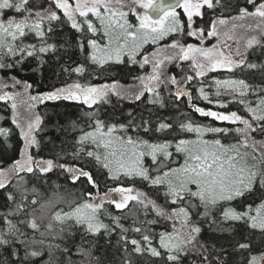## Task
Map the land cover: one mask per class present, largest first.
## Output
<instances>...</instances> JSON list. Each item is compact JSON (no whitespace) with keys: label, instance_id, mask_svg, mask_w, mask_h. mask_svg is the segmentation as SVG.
<instances>
[{"label":"snow or ice","instance_id":"6c2138e0","mask_svg":"<svg viewBox=\"0 0 264 264\" xmlns=\"http://www.w3.org/2000/svg\"><path fill=\"white\" fill-rule=\"evenodd\" d=\"M6 10L13 14L5 18ZM206 11L213 15L198 26L196 18L203 20ZM54 22H66L80 34L77 43L82 52L87 48L89 64L103 69L126 63L141 72L128 85L76 80L35 95L27 81L14 76L11 84L0 80V101L11 102V122L23 141L19 158L7 167L0 163V190L13 189L6 192L7 211L0 212V250L7 254L0 256V264H36L45 252L48 260L43 264H57V252L66 257L64 264H101L88 239L100 234L118 236L123 264H133L132 254H147L163 264H184L190 257L189 264H228L213 254L215 245L201 239L205 224L233 236L240 231L237 225L242 226L246 231L235 243L242 254L240 264H264V83L234 75L204 83L218 70L264 72V62L248 60L249 50L264 48V0H0V69L56 54L57 44L49 42ZM29 37L34 42H26ZM172 65L182 75L171 73ZM64 70L78 75L87 71L84 64ZM194 81L199 82L195 97L190 87ZM9 87L22 91L10 92ZM165 92L174 101L186 97L201 117L233 127L188 118L175 125L178 131L171 139H146L141 132L153 131L151 119L140 116L137 122L129 111L127 122H109L98 108L91 110L111 104L112 97L139 103L147 97V105L163 108ZM194 99L219 109L232 103L239 108L218 111ZM59 100L86 105L88 123L71 122L78 135L70 153L55 159L34 155L43 130V118L35 109ZM173 127L161 120L155 132ZM10 134L9 128L0 127L5 142ZM65 156L86 163H63ZM87 162L112 185L102 190ZM57 169L73 184L83 178L85 188L92 190L81 189L70 199L59 193L44 199L38 187H28L29 176L39 180ZM156 225H162L158 232ZM256 233L261 246L254 249ZM77 234L80 243L75 242Z\"/></svg>","mask_w":264,"mask_h":264},{"label":"trees","instance_id":"16d2710c","mask_svg":"<svg viewBox=\"0 0 264 264\" xmlns=\"http://www.w3.org/2000/svg\"><path fill=\"white\" fill-rule=\"evenodd\" d=\"M44 0H34V3L40 4ZM234 2V0H233ZM243 0H241V3ZM11 11L6 10L5 18L8 15H12ZM219 14V13H217ZM182 18L183 14L181 12ZM213 13L211 11H206V14L201 20L196 18L197 25L206 24L209 22V17ZM133 22H134V18ZM55 31L51 36L49 42L57 44L56 54H47L44 55L42 60L35 57L27 58L23 63L16 65L12 69H0V80H7L11 84L10 77H16L18 80L24 82L27 81L32 85V88L29 92L33 95L36 93H43L52 91L55 88L64 86L65 84H70L73 81L80 80L83 82H89L93 84H102L104 82H111L112 80H117L123 85H128L132 83V76L140 74L141 70L138 66H129L125 64H111L105 66L103 69L97 68L95 65L89 64L86 60L87 48L85 51H81L78 43L77 37L80 35L74 29H71L70 25L66 22H61L60 24L53 23ZM89 38L90 34H89ZM26 42H34L31 37L26 40ZM85 43L86 40L82 41ZM187 42H196L192 38H188ZM208 43V42H207ZM148 50L151 51L150 46ZM249 62L261 63L264 62V48L254 47L249 50L248 54ZM7 62V61H6ZM77 64H84L87 71L83 75H78L76 73L66 72L64 69L75 67ZM184 68L187 69V64L184 65ZM148 69H144L147 71ZM170 72L175 73L178 77L182 75L181 70L175 65L170 66ZM229 75H234L238 78H244L250 83H264V72L247 70L244 71L236 70L234 73H227L223 71H217L214 73H209L207 78H205L204 83H211L212 77L225 78ZM193 92V96H196L195 89L199 87V82L194 81L190 86ZM7 91H22V88H12L9 87ZM209 91L212 89L209 88ZM227 99V98H225ZM165 107L160 108L159 106L147 105V97L144 98L143 103L139 102H128L121 101L118 102L115 97H112L111 104H104L99 106H94L92 111L99 110L100 117L102 119L108 120L109 122H127L131 119L128 115L129 111L133 113L134 116L138 118L143 116L144 118L151 119L152 129L151 133H143L141 135L146 139H171L178 129L175 125L182 120L191 118L193 121L198 123H213L216 126L223 127H233L227 122H217L212 121L210 118L201 117L199 114L192 111L189 107L187 98L184 97L181 101H174L173 98H170L167 93H164ZM194 103L198 104L201 107L213 108V110L218 111H233L238 110L239 106L235 103L229 104L227 109H219L213 105H209L207 102L202 100H195ZM11 102L0 101V127H6L11 130L10 136L5 142L4 137H0V163L3 166L7 167L11 162L19 158L20 149L23 147V141L19 135V129L12 124V109L10 106ZM150 110V111H149ZM23 111V109H21ZM43 118L42 128L43 130L38 133V139L41 142V147L39 149H33V154L38 153L39 156L44 158H53L55 159L57 154H63L65 152L70 153L73 151V141L78 135V132H73L71 128L72 121H78L81 125H87L88 120L84 116V113L90 111L86 105L82 102L76 101H45L43 104L37 105L35 109ZM243 114V113H242ZM161 120H166L168 123L174 125L173 129L170 132L165 133H156L155 127L157 123ZM258 139L261 137H257ZM63 163H78L81 166L86 163L84 160L75 161L71 156H65L61 161ZM148 164L151 163L150 160L146 161ZM89 169L93 172L94 175L101 182V189L104 190L107 186L112 185V181H106L104 175L97 173L94 163L87 162ZM28 187L31 188L33 185L39 188L43 193V198L47 199L53 193H59L71 198V194L75 193L76 196H79V191L92 190L90 187L85 188L86 181L82 178L76 184H73L66 173H62L59 169L54 170L53 172L46 175V177H41L37 180L35 177L29 176ZM45 179L47 183H45ZM56 185L60 187L57 189ZM138 187H145L140 185L137 181ZM145 190H148L145 187ZM13 191L10 187L6 190H0V212L7 211L9 202L7 200L6 192ZM19 199V197H17ZM160 202H163L162 198H159ZM251 199V198H250ZM63 206V205H62ZM113 211H115L113 209ZM218 215V214H217ZM152 218V217H149ZM107 222V221H106ZM126 224L131 223V221H125ZM162 225H156L155 231H160ZM240 229L235 236L229 233H220L212 231L207 224L204 225V231L202 233L201 239L206 240L209 245H215L217 252H214V255H219L220 259H227L228 264H240L242 254L235 250V243L237 239L241 238V234L246 230L237 225ZM130 237L133 234H129ZM136 238H139L138 236ZM90 241L94 242V255L99 258L101 264H123L125 253L123 248L117 244L118 236L113 234L110 237H106L103 234H100L97 237H89ZM254 249L259 248V233H256L253 237ZM75 242L80 243V235L77 234L75 237ZM87 246V245H85ZM227 250V255L223 250ZM74 251V250H73ZM7 254L0 250V256H6ZM79 257L73 256V259H78ZM57 261V264H64L66 257L57 252L53 257ZM131 259L133 264H163L159 258L150 257L147 254L136 255L132 254ZM190 257L184 261V264H189ZM48 260L47 252L43 256V260L37 259L36 264H43V261Z\"/></svg>","mask_w":264,"mask_h":264},{"label":"rangeland","instance_id":"374dc122","mask_svg":"<svg viewBox=\"0 0 264 264\" xmlns=\"http://www.w3.org/2000/svg\"><path fill=\"white\" fill-rule=\"evenodd\" d=\"M215 42V40H212V41H210V42H208V43H214ZM207 43V42H206Z\"/></svg>","mask_w":264,"mask_h":264},{"label":"flooded vegetation","instance_id":"af4514ba","mask_svg":"<svg viewBox=\"0 0 264 264\" xmlns=\"http://www.w3.org/2000/svg\"><path fill=\"white\" fill-rule=\"evenodd\" d=\"M218 71H223V72H226V71H224V70H218Z\"/></svg>","mask_w":264,"mask_h":264},{"label":"bare ground","instance_id":"6f19581e","mask_svg":"<svg viewBox=\"0 0 264 264\" xmlns=\"http://www.w3.org/2000/svg\"><path fill=\"white\" fill-rule=\"evenodd\" d=\"M209 20V19H208Z\"/></svg>","mask_w":264,"mask_h":264}]
</instances>
